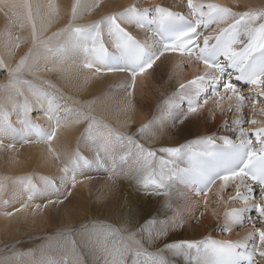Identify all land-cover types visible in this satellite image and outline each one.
Masks as SVG:
<instances>
[{
  "label": "snow or ice",
  "instance_id": "1",
  "mask_svg": "<svg viewBox=\"0 0 264 264\" xmlns=\"http://www.w3.org/2000/svg\"><path fill=\"white\" fill-rule=\"evenodd\" d=\"M87 7L89 5L81 3L80 0H74L68 25L51 36H45L47 28L53 22L54 6L49 5V11L41 15L43 5L32 6L26 0L23 3L0 0V11L8 10L5 11V16L10 25L18 24L22 16L21 10H26L27 19L32 26L33 42L28 55L16 68H7L4 62L0 61V69H6L8 72V82L0 85V138L16 132L17 127L10 119L12 110H18L19 122L25 133V143L32 142L29 137L33 134L38 141L50 143L57 135L58 128L70 127L73 123H86L79 138L80 144L85 148H94L95 155L90 160L77 150L67 156L61 172L70 176L71 189H74L78 183L77 177L83 176L84 169L90 165L105 167L110 183L97 197L100 202L107 199L116 182L124 175L133 176L143 190L158 192L165 197L169 195L168 188L173 181L192 184L194 187L204 183L203 189L195 194L202 193L205 204L211 185L219 181L223 189L230 182H236V195L229 197V200L243 202V206L226 212V226L223 232L227 234L233 228H243L246 225H251L252 230L236 241H206V251L210 252L217 264H259L257 257L264 260V122L257 121L254 115L257 103L264 102V9L233 11L216 3L204 4L187 0L189 13L186 17L180 12L170 11L158 5L149 8L133 5L92 24L79 25V15ZM152 9L159 14V20L154 24L147 23L144 19L145 13ZM176 16L186 18L189 26L182 31L169 32L166 22ZM36 18L40 22L39 29ZM124 24H134L151 31L153 37L161 41V51L155 56H150L122 26ZM222 24H226V27H220ZM211 25H217L215 35H204L201 29H208ZM105 31L112 37L114 54L129 66V98L132 96L131 89L136 84L137 76L151 69L165 52L186 55L188 61L194 56L204 66L203 74L197 75L187 83H180L179 90L188 87L203 88L208 82L218 80L225 68L237 70V79L250 86L247 95L233 83L225 82L221 88L214 90L211 96L188 109L189 114L198 113L210 99L215 98L210 114H214L217 109L222 114L235 113L231 123L239 127L240 142L233 145L230 157L223 164L227 169L224 174L218 175L214 181L207 180L213 162L217 166L221 164V159L215 151L208 148L213 144L211 139L199 140L196 145L184 148L163 147L158 153L131 135L102 124L100 119L93 115L91 104L105 107L107 103L104 99L90 102L89 105L68 108L67 105H61L59 99L49 91L53 86L46 80L41 81L37 76V73L42 71L63 72L68 61L74 60L70 51L73 48H81V41L84 69L94 68L97 74L102 70L108 73L125 71L110 65L109 50L103 42ZM6 32L10 37L11 28L6 29ZM49 65L53 67L50 68ZM24 73L33 76L35 81L21 79ZM18 85L27 86L31 93L30 100L19 102L24 93ZM224 101H227L226 106ZM246 107L251 108L253 117H246L243 111ZM130 108L131 100L128 99L124 111L127 112ZM34 109L44 110L49 120L54 121L47 136H43L29 119ZM260 112L264 114V103ZM63 113L67 115H62ZM228 123L226 120L225 124ZM148 130V125L140 128L141 133ZM201 145L204 150H199ZM26 189L28 200H32L37 185L29 181ZM71 189L63 199L48 200L45 206L62 205L71 195ZM16 198L17 194L13 193L5 203L10 204ZM27 207V204L22 205L20 209H16V213L23 212ZM197 207L189 204L186 213H191ZM39 208L37 205V209ZM0 215L10 218L14 213L4 211L0 212ZM183 218V213H175L163 221H147L136 233L129 232L126 226L116 227L103 221L68 226L66 230H57L52 239H46L31 251L20 252L10 245H5L0 252V264H175V257H191L192 250L199 249L200 245L191 241H178L165 244L162 248H153V244L166 234L168 229L179 227Z\"/></svg>",
  "mask_w": 264,
  "mask_h": 264
},
{
  "label": "bare ground",
  "instance_id": "2",
  "mask_svg": "<svg viewBox=\"0 0 264 264\" xmlns=\"http://www.w3.org/2000/svg\"><path fill=\"white\" fill-rule=\"evenodd\" d=\"M90 1L92 2L91 7H93V2H97L99 0H84L83 2L88 3ZM158 1L161 0H146L143 5L150 3L157 4ZM214 1L223 4L240 3L242 7L238 9L234 7L233 8L234 11L264 9V0H214ZM15 2L23 3L25 2V0H15ZM26 2L30 5L29 0H26ZM33 2L36 5L40 4L44 6L41 15L49 11L48 8L49 5L54 6V8L52 9L53 22L47 28V31L45 33H47L52 27H55L56 25H62V27L68 25L69 20L65 22L56 23L54 19L56 15H58L60 18L63 16H68L70 19L71 5L74 3V0H33ZM194 2L207 4V3H211L212 0H194ZM158 3L160 4L163 2H158ZM133 5H134V0H101V7L99 11L96 13L97 14L96 21H99L102 18L112 15L114 13L123 11L124 9L131 7ZM165 5L167 6L168 3H166ZM5 11L8 10L5 9ZM5 11H0V45L5 44L4 46H2L3 48L2 51L5 53L2 52V56L0 55V61L3 62L5 59L9 58L12 55L13 56L17 55L18 57L19 55H21V51H22L21 47L16 46L14 42L15 36L13 30L11 29V35L9 37L6 32V29H8L9 27L3 25L4 21L7 20V17L5 16ZM21 12H22L21 18L25 19L28 27V31L25 36L26 42L33 44L31 22H29L27 19L26 10H21ZM9 14L11 13L9 12ZM78 20L82 21L80 23H86V25L88 23L91 24V22H93L88 7L85 8L80 13ZM36 23L39 29L40 26L39 19ZM77 23L79 22L77 21ZM124 26L129 28L131 27V24H124ZM220 27H226V24H222L220 25ZM136 33L141 34L142 32L136 31ZM81 48H82V42H81ZM81 48H73L70 51V55L74 60L68 61V63L64 67L63 72L47 71V73L44 72L37 73V76L40 78L41 81H43L44 79L39 75H44V74L47 75L49 74V72L52 75L56 74V78H57L56 84L54 85L50 83L53 87L49 89V91L52 92L55 97L59 96L65 98L67 102L75 104V106L73 107H77L81 105L80 97L83 96L82 95L83 93L84 95L85 93L96 94L97 96L96 99H94V101H97L99 99H105V102L106 99L110 96H112L113 100H115L114 96L121 93L124 94V96L117 101V107L112 110L108 108L106 109L104 107L102 110L101 107L97 106L96 104H91V110L93 115L97 116L99 119L101 118L102 120L100 119V121L102 122V124H106L105 123L106 121L115 123L116 125L113 124L115 130L126 135H131L134 139L138 140L141 143H144L146 147L151 148L157 151L158 153H159V149L163 147L183 148L184 145L187 146L196 145V142L202 140V138L206 139L207 137L217 136L216 130L218 128V124L220 123L218 122L217 124V121L221 116L216 113L217 115L215 114V116L212 118L213 120L212 121L211 117L213 116V114H210V110L212 109V107L210 106L204 107L205 114L203 113V111H200L195 114H189L188 111H186L185 109L180 110L178 106L179 103L181 102L178 99L179 96L190 94L192 91L191 89L186 88L182 92H178L177 95L174 92V90L176 89V87L179 86L180 83H185L192 75L196 74L197 70L194 64L190 63L189 61H184L183 59L167 56V59L165 61L157 63L154 69L151 70L149 73L140 77L138 76L136 79L135 86L131 89L132 95L133 97H135V99L131 101V108L127 112H125L124 108L126 107V104L124 103L127 98V93H125V90L127 89L122 90L121 88L123 87V84L118 82L120 81L119 79L122 80L125 79V77L121 75L99 76L93 72L83 70L80 67V64L83 62V54ZM49 67L51 68L53 67V65H49ZM33 78L32 79L30 78V81H35V79ZM110 85L112 86L111 91L108 92L103 91V94H100L101 90L109 87ZM24 87H25L24 89L21 87V91L24 93V96L19 98V101L22 100V102L25 99L30 100V95H29L30 92L28 94L26 92V90L28 89L27 86L25 85ZM44 87H47V85H44ZM68 92H72L73 94L70 95ZM148 92H150L151 95L148 94ZM152 94H155V96L154 95L152 96ZM78 95L81 96L78 97ZM146 95L147 97H145ZM175 104L177 107H175ZM122 105L123 107L121 108ZM171 107H174L176 112L179 113L180 115L185 114V115H189L190 117L183 119V121L180 124L173 126L168 123H164L160 117L166 114ZM34 110L37 111L38 114L37 117L39 119V122H42L45 125V131L47 133L50 132V130H52V125L54 124V121L49 120L44 110L42 109H34ZM217 112L221 114V111H217ZM11 113L15 115L16 119L19 120L18 110H12ZM31 115L32 114H30V116ZM30 116L29 119L33 122ZM10 119L13 125L15 126L12 120V115ZM33 123L35 124V122ZM84 124H85L84 122H81L79 124L73 123L71 124L70 127L58 128L57 135L53 138V140L50 143H40L38 145L40 146V149L31 148L32 150L29 152L30 158L32 161L34 160L33 162H36L34 163V166H36V172L34 171V174L39 173V175L38 174L37 175L40 176V179L46 178V180L42 179L41 182L38 181L37 190L33 194L32 200H28V194L26 189V185L30 181L28 180L29 177L27 176V178H24L25 181L27 180L25 184L21 183V181L23 180L21 178L18 179V181L16 180L17 183L14 182L15 187L13 186L14 189L13 192L12 191L11 192L12 194L13 193L17 194V198L12 200L11 202L12 205L15 206V209H20L21 206L25 204V202L32 203V208L30 212L31 215L28 216L25 213V210H27L25 208L23 212L14 215L13 217L14 223L12 225L13 228H11L12 226H9V229L5 230L6 229L4 227L5 224H3V226L0 228V241H7L9 243L7 245H13L12 244L13 242L18 241V239H20L25 234H34L40 232L39 228L41 226L43 227L44 225L45 226L59 225V227H62L65 226L66 224L70 225L75 222L86 223L91 221H97V222L103 221L105 223H109L116 227L126 226L129 232L136 233L137 230L142 225L145 224V222L152 220L163 221L167 218L172 217L175 213L184 214L182 223L180 224L179 227H172L168 229L166 234H164L160 239L155 241V243L153 244V248H157L162 241H167V240L180 241L182 239V241L196 242L199 240H203L209 237H215L219 235V233L215 234L213 233V231H211L213 228V223L215 219L218 217V215L221 213V211L224 213L226 208L232 205L228 202L227 198H225L223 193L221 192L224 191V188L221 189V187H216L213 190H211L207 195V204H205V200H203V208L201 211H197L198 208L197 207L193 209L191 213H186V209L189 204L199 206L201 202L200 200H202L200 195H198L197 197L194 196L196 195L195 192L193 191L194 189L191 186H189L187 183H183L180 181L171 182L168 188L169 195L165 197L164 195L158 194V192H150L143 190L140 187L138 181L133 176L124 175L116 182L113 191L111 192V194L108 195L107 199L100 202L97 201V197L100 195L102 191L106 190V185L110 183V180L108 178V174H109L108 171L106 170V172L105 171L103 172L101 169L99 170L97 169L99 171V174L103 175L101 176V178L91 181H86L80 184L83 187L88 185L89 188L92 189V192H89V196L84 197L83 200L71 199L67 202L66 205H56L55 207L45 206V209L42 208L41 206L42 204H41L40 205L41 212H39L40 210L38 211L36 209L37 207L35 204L37 203L35 197H37L38 193H39L38 198L39 196L41 197L42 195L45 197L46 195L53 196L52 194L51 195L49 194V193H53L51 189V180L54 178H61L60 177V175H62L61 168L65 166L64 161L67 158V156H70L73 152L77 150H79L80 152L82 151L83 145L80 144L79 138L81 137V134L85 129L86 124L85 125ZM144 125H148L149 130L146 133H141L140 128L143 127ZM18 128L22 129L21 126ZM198 135H203V136L201 138H198ZM5 137L6 138L4 137L2 138L4 139L8 138L7 140L10 139L11 142L12 140L18 141L19 139L16 134H6ZM26 150L28 151L29 149ZM88 151H90V154L89 153L88 154L84 153V154L92 157L93 156L92 154L94 153L93 149L89 148ZM9 152H10L9 155L10 154L11 155L8 156V158H10L15 154L13 156L14 159L10 160V162L12 161L11 164L9 163L8 160L7 163L4 157L0 158V175L6 173H12V172L22 173L23 176L27 175V173L32 174V172L26 171L27 165L22 164L24 163L22 160L24 159L25 156H27L26 154L22 155L21 152H19L18 150V153L23 156L22 157L20 155L22 157V160L18 159L19 161L20 160L22 161L21 163V161L17 162L18 160L15 159V157H17L16 156L17 151L10 150ZM120 154L123 155V153ZM81 155H83V153H81ZM2 167L4 168V170H2ZM48 175H52V178H48ZM38 176H36L37 179ZM61 179L63 180V178ZM79 181H81V179ZM39 182L42 183L40 184V186H39ZM64 182L65 184H71L70 177L65 178ZM97 186H99L98 189H96ZM2 189L3 188L1 187L0 184V194L2 193ZM42 190L43 192L40 193V191ZM58 193L59 192H57V195L60 194ZM181 197L185 198L184 202L180 201ZM54 199H56V196L54 197ZM211 202H215L216 207L212 209V211L206 210L208 206L211 204ZM2 204L3 203L1 202L0 212H4L5 210ZM7 206H8L7 207L8 211L14 210L12 209V206L11 207H9L10 205ZM204 211H206V213H203ZM214 212L217 213L215 214ZM201 213H203V215H201ZM0 219L6 221L4 223H8V220L6 219L5 216L0 215ZM22 222L28 224H22ZM225 222L226 221L223 222L224 225L222 226L224 228L226 226ZM37 226L39 228L36 229L35 227ZM41 230H43V228ZM251 230L252 229L250 227H245L241 232L236 233L233 228V230L229 232V235L234 240H238V237L241 239ZM56 231L57 230H51L48 227V229L45 230V234L46 232L49 234H54ZM43 238H45L44 241H38L27 244L26 246H29L28 247L29 249L27 251H31L32 249L39 247L42 243L45 242L46 239H49V237H45V236H43ZM50 239H52V237ZM15 249L18 251L17 248ZM194 254L196 258L193 257L192 260L193 263L197 262V264H200L199 260L201 258L204 259L205 257L208 263L212 262L211 258L207 257L206 255H202L198 252L197 253L195 252ZM185 257L190 258L188 256ZM197 257L199 258V260ZM174 260H175V264H191L189 260H186L184 258V256H177L174 258Z\"/></svg>",
  "mask_w": 264,
  "mask_h": 264
},
{
  "label": "rangeland",
  "instance_id": "3",
  "mask_svg": "<svg viewBox=\"0 0 264 264\" xmlns=\"http://www.w3.org/2000/svg\"><path fill=\"white\" fill-rule=\"evenodd\" d=\"M30 1V5H32V6H35L36 4L33 2V0H29ZM84 0H80V2L81 3H85V2H83ZM143 0H134V5H136V4H140L141 2H142ZM175 1H177V0H161L160 2H164L165 4L166 3H174ZM211 3H216V4H218V5H220V6H225V7H229V8H231L233 11H234V7H236L237 9L238 8H241L242 7V5L240 4V3H238V4H233V3H230V4H223V3H217V2H215L214 0H212V2ZM85 4H87V5H89V7H88V10L90 11V13H91V16H92V20H93V22H91V24L92 23H94V22H96V17H97V12L99 11V9H100V7H101V0H99V1H97V2H93V7H91V4H92V2L90 1V2H86ZM144 4V3H143ZM33 11H34V13H35V8L33 7ZM67 20H69V17L68 16H63V17H59L58 15H56L55 16V19H54V21L56 22V23H60V22H65V21H67ZM35 21L37 22L38 21V18H36L35 19ZM78 24L79 25H86V23H80V22H82L81 20H78ZM89 24V23H88ZM87 24V25H88ZM4 26H7V27H10L12 30H13V32H14V36H15V40H14V42H15V44L16 45H18L19 47H21V49H22V51H21V55H19L18 57H17V55H12V56H10L9 58H7V59H5L4 60V64L6 65V67L7 68H16L17 67V65H19V63H20V61L22 60V59H24V57L26 56V55H28V53H29V51H30V49L33 47V44H30V43H27L26 42V39H25V36H26V34H27V31H28V27H27V24H26V21H25V19H20V22L18 23V24H16V25H10V22H9V20H8V18H7V20H5L4 21V24H3ZM66 26H64V27H62V25H56L55 27H52L47 33H45V36H50V35H52L53 33H55V32H57V31H59V30H61V29H63V28H65ZM5 44H1L0 45V55L2 56V46H4ZM3 53H5V52H3ZM19 62V63H18ZM42 72H44V73H47V71H42ZM39 75V74H38ZM7 76H8V72H7V70L6 69H0V85H3V84H6L8 81H7ZM39 76H41L44 80H46V81H48L49 83H52V84H56V81H57V78H56V74H54V75H52L50 72H49V74H47V75H39ZM30 78L32 79L33 78V76H31V75H28L27 73H24L22 76H21V79H23V80H30ZM33 79H35V78H33ZM120 81H118V82H120L121 84H123V87H126L127 85H128V83L126 84V78L125 79H119ZM25 86V85H24ZM24 86H21V85H18V87H22L23 89L25 88ZM44 86V85H43ZM119 86H121V85H119ZM121 88L122 90H124V89H127V90H129V88ZM109 88V89H108ZM111 88H112V86L110 85L109 87H107V88H105V89H103V90H101V92H100V94H103V91H105V92H108V91H111ZM26 90V89H25ZM127 90H125V93H127L128 91ZM26 92L29 94V92H30V90H26ZM174 92H175V90H174ZM70 95H72L73 93L72 92H68ZM177 95H178V92H175ZM147 94V93H146ZM148 94H150V92H148ZM30 95V98H31V93L29 94ZM83 96H79L78 95V97H80L81 98V105H89L90 104V102H93L94 101V99H96V94H86L85 93V95H84V93L82 94ZM151 95V94H150ZM155 96V94H152V96ZM124 96V94H117L116 96H114V99L115 100H113V97L112 96H110V97H108L107 99H106V103H107V105L104 107V108H108V109H110V110H112V109H115L116 107H117V101L118 100H120L122 97ZM151 96V97H152ZM180 96H182V95H180ZM58 99H59V102H60V104L61 105H67V107L68 108H72L73 106H75V104L74 103H69V102H67L66 101V99L65 98H62V97H59V96H56ZM138 97V96H137ZM145 97H147V95L145 96ZM148 97H149V95H148ZM171 98V97H170ZM128 99H130L131 101H133V99H135V97H133V95L129 98V97H127L126 98V100H125V103L124 104H126V102H127V100ZM105 100V99H104ZM19 102H21L22 103V100H20ZM123 104V105H124ZM123 105L121 106V108L123 107ZM71 106V107H70ZM175 107H177L176 106V104H175ZM101 109L103 110V107H101ZM179 109L181 110V108L179 107ZM179 111V110H178ZM201 111H203V113L205 114V112H204V110L202 109ZM180 112H182V111H180ZM182 113H184V112H182ZM181 113V114H182ZM32 115L30 116V118L33 120V122H35V121H39V119H38V117H37V111L36 110H34L32 113H31ZM215 114L216 113H214L213 114V116L211 117V120H212V118L215 116ZM218 114V113H217ZM216 114V115H217ZM11 115H12V120H13V122H14V124H15V126L18 128V127H22V125L21 124H19V120L18 119H16V117H15V115H13L11 112H10V117H11ZM62 115H67V113H63ZM188 117H190L189 115H185V114H182V115H180L179 113H177L176 112V110H175V108L174 107H171L169 110H168V112L166 113V114H164V115H162L160 118L163 120V122L164 123H168V124H170V125H177V124H180L182 121H183V119H185V118H188ZM176 118V119H175ZM16 119V120H15ZM101 119V118H100ZM102 120V119H101ZM213 121V120H212ZM105 122V121H104ZM218 122H220L219 124H218ZM106 124L108 123V125L110 126V128H112L113 127V124L114 125H116L115 123H112V122H108V121H106L105 122ZM111 123V124H110ZM86 124V123H85ZM84 124V125H85ZM217 124H218V128H217V130H216V135H218V134H223L224 132L223 131H225V126H224V120H223V118L222 117H219V120L217 121ZM85 127H86V125H85ZM112 129H114V127L112 128ZM115 130V129H114ZM84 131V130H83ZM204 135V134H203ZM203 135H198V138H201ZM4 138H6V137H4ZM4 138H0V158H3L4 157V159H6L5 161L7 162V160L9 161V163H11L10 162V160L12 159H14L13 158V156L15 155H13V156H11L10 158H8V156H10L9 155V151L10 150H13V151H17L16 152V156L17 157H15V159H21L22 160V155L23 154H26L27 156H25L24 157V159L22 160L24 163H22V161H21V163L23 164V165H27V169H26V171L27 172H32V174L31 173H27V175H25V176H23V174L22 173H19V172H12V173H6V174H3V175H0V184H1V187L3 188L2 189V193L0 194V203L2 202L3 204H2V206L5 208V210L4 211H8L7 209V205H10L9 207H11L12 206V209H14V210H12V211H8V212H13L14 213V215L15 214H19V213H16V209H15V206H13L12 205V203H10V204H6L5 203V201H7V200H9V198H10V196L12 195V192H13V186L15 187V184H14V182H16L17 183V181H18V179H23L22 181H21V183L22 184H25L26 183V181H25V179L24 178H27V176L29 177L28 178V180H33V181H31V183H33V184H35V185H37L38 186V181H42V179H40V176H38L39 175V173H37V174H34V171L36 172V166H34V163H36V162H33L32 160H31V158H30V151L33 149V148H36V149H40V146H38L39 144H33V145H29V143L30 142H28V143H25L24 142V138H25V133H24V136H23V138H22V140H20V139H18V141L17 140H12V142H11V140L9 141V140H7V139H4ZM30 138V137H29ZM190 139H192V138H190ZM202 140H204V138H202ZM9 141V142H8ZM31 141H32V139H31ZM20 142V143H19ZM193 142V141H192ZM184 147H187V145H184L183 146V148ZM18 148V149H17ZM32 148V149H31ZM85 147L83 146V149H82V151L80 152V153H89L90 154V151H88L89 149L88 148H85ZM26 149H29L28 151L26 150ZM93 149V152L95 153V149L94 148H92ZM2 150V151H1ZM18 150H19V152H21V154H19L18 153ZM93 153V154H94ZM19 156H18V155ZM92 154V155H93ZM22 157H21V156ZM91 155V156H92ZM6 157V158H5ZM19 157V158H18ZM21 157V158H20ZM32 157V156H31ZM33 158V157H32ZM3 159V160H4ZM19 160L17 161V162H20ZM6 162H5V164H6ZM14 162V161H13ZM3 163H4V161H3ZM8 163V162H7ZM12 164V163H11ZM21 164V165H22ZM4 165V164H3ZM25 167V166H24ZM2 170H4V168L2 167ZM84 170H86V169H84ZM91 170H93V167L91 168ZM97 170V169H96ZM99 170V169H98ZM97 170V173H93V172H89V170L87 169L86 171H83L82 172V175L84 176H78L77 178L80 180L81 179V181H79L78 179V182L79 183H77V186L74 188V189H71V184H67L65 187H64V189L60 192V194L59 195H57V194H55V195H53L54 197L56 196V199H54V197L53 196H49V195H46V197L45 196H39V198H38V195H39V193H38V195H37V197H35L36 199V203L37 204H35L36 205V207H37V205H41L42 206V208H44L45 209V205L47 204V201L48 200H60V198H64L66 195H67V193H68V191L71 189V195L68 197V199L67 200H64V203L62 204V205H66L67 204V202L69 201V200H71V199H81V200H83V198L84 197H87V196H89V192H92V189H90L89 188V186L88 185H86V186H81L80 184L81 183H84V182H86V181H91V180H95V179H98V178H101V176H103V175H101V174H99V171ZM105 172H106V170H105ZM84 173V174H83ZM36 176H38V179L36 178ZM32 177V178H31ZM34 177V178H33ZM88 177H90V179H88ZM48 178H52V175H48ZM85 178V179H84ZM36 179V180H35ZM84 179V180H83ZM17 180V181H16ZM39 182V186H40V184H42V183H40ZM12 186V187H11ZM129 187H131V186H129ZM99 188V186H97L96 187V189H98ZM131 188H133V187H131ZM126 189V188H125ZM3 190H4V192H3ZM39 190V189H38ZM12 191V192H11ZM41 192H43V190L42 191H40V193ZM222 193H224V191H221ZM4 196H3V195ZM22 195V194H21ZM51 195V194H50ZM61 196V197H60ZM195 197H197L198 195H194ZM60 197V198H59ZM202 197V196H201ZM183 198V199H182ZM38 199V200H37ZM182 199V200H181ZM181 199H180V201L181 202H184L185 201V198L184 197H181ZM40 200V201H39ZM38 201V202H37ZM44 202H46V203H44ZM27 203V205H28V207L26 208L27 210H25V213L28 215V216H30L31 215V208H32V203H28V202H25V204ZM39 203V204H38ZM5 205V206H4ZM43 205H44V207H43ZM41 206H40V208L39 209H37L39 212H41ZM49 207H55L56 205H48ZM47 207V206H46ZM216 207V203L215 202H211V204L208 206V208L206 209V210H209V211H212V209H214ZM202 208H203V201H201L200 202V205L198 206V208H197V211H201L202 210ZM227 209L228 208H226V210H225V214L221 211V213L218 215V217L215 219V221H214V223H213V228H212V230L211 231H213V233H215V234H220V231H221V227H222V225H224V221H225V215H226V212H227ZM43 210V209H42ZM38 212V213H39ZM203 213H206V211H204ZM215 214L217 213V212H214ZM14 215L12 216V217H10V218H8V217H6V219L8 220V223H4V222H6V221H4V220H1L0 219V228L3 226V224H5L4 225V227L6 228L5 230H8L9 229V226H12L13 225V223H14ZM22 224H28V223H25V222H22ZM80 224V222H75V223H72V224H70V225H68V224H66L65 226H62V227H59V225H56V226H41L40 228L42 229L43 228V230H41L38 226H40V225H38L37 227H35L36 229L37 228H39V231L40 232H37V233H34V234H25V235H23L20 239H18V241H15V242H13L12 244L13 245H10V246H12V247H15V248H17L18 249V251H20V252H24V251H27L29 248V246H26L27 244H29V243H34V242H38V241H44V239L45 238H43V236H45V237H49V239L55 234H49V233H47L46 232V234H45V230H47L48 229V227L51 229V230H66L67 229V227L68 226H76V225H79ZM11 228H13V226L11 227ZM34 228V227H33ZM34 228V229H35ZM35 229V230H36ZM4 230V231H5ZM220 230V231H219ZM243 229H240V231L238 230L237 231V227L236 228H234V231L236 232V233H239V232H241ZM4 231H1V232H4ZM38 231V230H37ZM45 234V235H44ZM49 234V235H48ZM43 235V236H42ZM48 235V236H47ZM234 237H235V235H234ZM238 240H240V238L238 237ZM180 241H182V239L180 240ZM173 242H178V241H176V240H173V241H169V240H167V241H162L159 245H158V247L157 248H162L165 244H169V243H173ZM197 242V241H196ZM7 244H9L7 241H0V252H2L3 251V249H4V246L5 245H7ZM195 252L192 250V256L190 257V258H186L185 256H184V258L186 259V260H189L190 261V263L191 264H197V262L195 263H193L192 262V260H193V257L194 258H196L195 257V254H194ZM198 258V257H197ZM201 258V257H200ZM181 259H182V257H181ZM206 259V257L203 259V258H201L200 260H199V258H198V260H199V262H200V264H201V262H202V264L204 263V264H212V262H210V263H208L207 262V259ZM201 260H203V261H201ZM205 260V261H204Z\"/></svg>",
  "mask_w": 264,
  "mask_h": 264
}]
</instances>
